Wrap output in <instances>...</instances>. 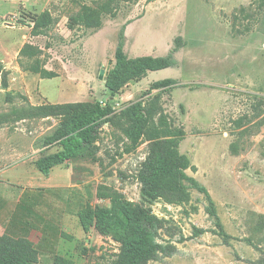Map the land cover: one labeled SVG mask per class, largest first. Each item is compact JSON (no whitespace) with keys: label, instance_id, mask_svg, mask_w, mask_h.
I'll use <instances>...</instances> for the list:
<instances>
[{"label":"rangeland","instance_id":"1","mask_svg":"<svg viewBox=\"0 0 264 264\" xmlns=\"http://www.w3.org/2000/svg\"><path fill=\"white\" fill-rule=\"evenodd\" d=\"M119 44L129 58L174 49L175 64L109 95ZM106 100L107 121L67 162L69 215L116 200L148 210L171 252L147 264H264V0H0V179L32 176L36 159L61 149L72 114ZM137 100L146 122L135 139ZM178 127L191 178L184 199H149L142 165ZM52 246L40 264L55 254L115 264L122 245L93 224Z\"/></svg>","mask_w":264,"mask_h":264},{"label":"trees","instance_id":"2","mask_svg":"<svg viewBox=\"0 0 264 264\" xmlns=\"http://www.w3.org/2000/svg\"><path fill=\"white\" fill-rule=\"evenodd\" d=\"M173 51L166 56L127 57L122 45L116 48L115 62L109 70L105 89L109 95L117 93L130 80L142 77L147 71L161 70L175 64ZM43 77L53 75L43 70ZM167 82H174L167 79ZM112 108L106 100L100 101L72 114L69 125L59 143L61 149L36 159L34 165L43 175L51 168L68 162L89 146L98 128L107 121ZM133 121L130 133L136 139L141 135L146 115L139 100L129 106ZM184 136L182 128H175L169 134L164 146L155 149L145 160L139 173L144 185V195L149 199L161 198L168 202H180L185 190L182 182L191 180L185 173L189 159L179 152V143ZM203 191L202 186H198ZM77 218L83 231H89L93 224L101 232H110L121 242V253L115 264H147L159 253H170L167 245L157 239L160 220L148 210L128 201H114L109 208L83 207L77 212ZM38 260V251L30 241L24 238L0 236V264H31ZM53 264H75L71 257L56 255Z\"/></svg>","mask_w":264,"mask_h":264},{"label":"crops","instance_id":"3","mask_svg":"<svg viewBox=\"0 0 264 264\" xmlns=\"http://www.w3.org/2000/svg\"><path fill=\"white\" fill-rule=\"evenodd\" d=\"M17 168L24 170L25 167L21 162L14 165L13 170ZM35 168L32 176L25 171L18 175L11 170L3 171L0 179V236L30 241L38 250V260L31 264H40L45 262L40 258L43 254L54 252L52 245L56 237L72 229L79 232L83 229L77 215H69L67 197L60 193L61 189L72 186L71 168L67 162L52 167L48 175Z\"/></svg>","mask_w":264,"mask_h":264},{"label":"water","instance_id":"4","mask_svg":"<svg viewBox=\"0 0 264 264\" xmlns=\"http://www.w3.org/2000/svg\"><path fill=\"white\" fill-rule=\"evenodd\" d=\"M99 75H100V77H102V75H103V70L100 71V74H99Z\"/></svg>","mask_w":264,"mask_h":264}]
</instances>
